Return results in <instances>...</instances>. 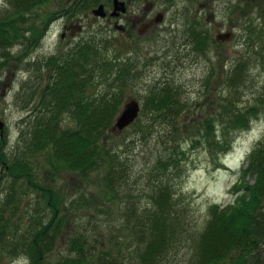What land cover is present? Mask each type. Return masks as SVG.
I'll return each mask as SVG.
<instances>
[{"label": "rangeland", "instance_id": "obj_1", "mask_svg": "<svg viewBox=\"0 0 264 264\" xmlns=\"http://www.w3.org/2000/svg\"><path fill=\"white\" fill-rule=\"evenodd\" d=\"M81 1L44 0L33 6L26 14L22 36L7 51L0 49V119L5 123L0 138V206L11 189L16 203L7 214L13 223L9 230L22 241L52 216L46 199L22 179L13 181L4 174L1 163L10 161L23 148L19 138L24 119L39 105L47 83L45 62L58 51L97 40L111 59L136 62L122 88L118 113L128 98H135L141 106L139 124L113 133L117 113L106 129L107 148L120 160L116 171L122 183L115 182L119 192L115 197L105 188L100 169L82 175L58 167L48 151L30 155L38 182L51 188L59 199L61 234L46 256V264H65V257L73 255L69 240L74 236L85 238L89 251L107 249L126 258L136 256L139 240L130 226L137 225L138 215L153 205L151 195L157 181L153 170L172 137L185 150L179 169L169 172L168 177L181 220L179 228L188 233L172 248L165 264H190L194 235L206 225L210 207L234 204L238 195L234 183L248 167L250 152L264 139V0H151L156 9L164 11V19L157 26L159 32L144 39L136 50H131L117 32L107 30L104 20L92 18L91 7L103 0L74 11ZM198 2H206L209 8L200 10ZM9 10V0H0V16ZM68 23L81 28L61 38ZM192 32L207 36L203 51L195 49ZM219 32H231L232 36L218 41L215 37ZM103 86H91L86 93H96ZM166 86L178 92L185 108L170 130L160 118L151 117L144 105L150 91ZM229 101L235 110L254 104H261L262 109L249 129L229 130L233 144L225 154L209 151L207 145L190 149L189 141L178 135L179 127L186 123L190 130L196 122L217 116ZM62 117L64 126L73 124L69 114ZM245 178L252 184L255 175L247 173ZM261 246L246 264H264V244ZM18 252L5 250L0 264H28V257Z\"/></svg>", "mask_w": 264, "mask_h": 264}, {"label": "trees", "instance_id": "obj_2", "mask_svg": "<svg viewBox=\"0 0 264 264\" xmlns=\"http://www.w3.org/2000/svg\"><path fill=\"white\" fill-rule=\"evenodd\" d=\"M43 1L9 0L10 10L0 16L1 50L7 51L22 36V27L28 21L26 14ZM91 1L96 0L78 2L74 11L85 10ZM192 37L195 49L203 51L207 47L206 35L192 32ZM135 63L132 59H111L104 54L97 40L81 42L67 52L58 51L48 57L45 62L47 83L41 92L40 103L24 119V129L20 133L23 148L10 161L1 163L4 174L13 181L22 179L46 199L52 216L48 222H40L25 240L20 241L15 231L9 230L12 222L7 214L16 204L11 189L0 206V255L5 250L20 251L18 253L28 257L29 264H46V256L61 234L59 199L51 188L38 182L31 154L48 151L58 167L82 175L100 169L104 172L105 188L114 197L118 196L115 182L122 181L116 163L120 165V160L107 148L105 133L119 111L123 100L121 91L130 80ZM101 83L104 86L99 91L91 95L86 93L88 88ZM155 89L146 96L144 105L151 117L160 118L170 130L184 112V103L171 87ZM259 105L235 110L230 108L231 101L226 102L223 112L204 119V122H196L190 130L184 123L179 127L178 135L189 141L190 149L207 145L209 151L224 153L233 144L229 130L249 129L251 121L262 109ZM65 113L73 118L70 126L61 123ZM138 124L137 119L132 125ZM170 141L153 170L157 180L151 195L153 205L142 210L137 225L130 226L139 240L134 250L136 256L126 258L107 249L89 251L85 238L74 236L69 240V251L73 255L65 257V264H165L172 248L188 233L179 228L181 220L175 208L173 184L168 177L169 172L179 169L185 150L173 137ZM249 159L248 167L241 171L234 186L238 192L234 204L221 209L217 205L211 206L206 225L195 233L190 264H246L264 244V139L251 151ZM247 173L255 175L254 183L246 180Z\"/></svg>", "mask_w": 264, "mask_h": 264}, {"label": "flooded vegetation", "instance_id": "obj_3", "mask_svg": "<svg viewBox=\"0 0 264 264\" xmlns=\"http://www.w3.org/2000/svg\"><path fill=\"white\" fill-rule=\"evenodd\" d=\"M100 4L103 6L104 15L98 17L91 13L92 18L104 20L107 30L117 32L131 50H136L144 39L153 37L159 32L157 26L165 15L164 11L156 9V5L151 0H103L92 6L90 12ZM198 4L200 10L209 8L206 2H198ZM157 18L160 19L159 22L155 21ZM79 25L65 24L60 37L73 35L76 29H80Z\"/></svg>", "mask_w": 264, "mask_h": 264}, {"label": "water", "instance_id": "obj_4", "mask_svg": "<svg viewBox=\"0 0 264 264\" xmlns=\"http://www.w3.org/2000/svg\"><path fill=\"white\" fill-rule=\"evenodd\" d=\"M93 13L98 16L104 15L103 13V6L99 5L96 9L93 10ZM156 22H159L160 19H155ZM231 37V33H219L216 35L217 40H227ZM140 112V104L134 98H129L123 105L121 111L115 118V122L111 127V131L113 133H120L125 128L130 126L138 117ZM4 127V122L0 120V136H2V131Z\"/></svg>", "mask_w": 264, "mask_h": 264}]
</instances>
